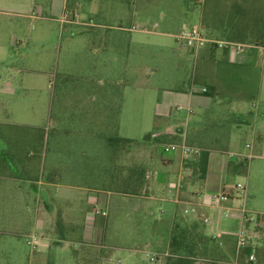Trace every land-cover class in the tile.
Masks as SVG:
<instances>
[{"label": "rangeland", "instance_id": "obj_1", "mask_svg": "<svg viewBox=\"0 0 264 264\" xmlns=\"http://www.w3.org/2000/svg\"><path fill=\"white\" fill-rule=\"evenodd\" d=\"M43 2L33 0L32 5ZM79 3L74 8L77 20L88 26H71L73 30L47 8L40 16L48 20L22 19L11 7L5 8V13L0 12V164L7 170L6 174L22 180L19 185L29 195L37 187L35 182L58 181V175L59 183L70 186L71 192V196L63 199L59 192L64 189L56 188L58 198H38L43 226L37 235L47 243L52 236L64 233L61 247L50 245L42 249L38 245L39 253L32 254L33 248L25 244L24 238L17 237V245L11 250H16L18 257L11 252L1 257L0 264H166V246L173 222L181 219L191 223L198 216L182 215L169 202L144 198L148 193L166 196L165 187L162 190L155 185L148 189L154 184L148 171L162 168V154H166L163 149L171 143L156 142L166 127V120L160 117V90L173 88L175 75L185 80L191 68L189 61L181 75L174 69L177 65L172 60L173 53L184 52L186 48L170 35L182 24L190 27L188 18L193 11L201 14L205 22L216 21L217 39L258 35V28L264 22V0H96V5L91 7L88 0ZM253 11L255 15L259 13L254 20ZM142 19L148 22L143 25ZM131 27L136 30L123 34L127 39L132 36L139 40L133 41L128 51V44L125 47L116 35L120 28ZM79 32L93 37L92 48L82 44ZM238 42L250 44L253 40L245 38ZM114 61L115 69L109 70ZM113 77L117 81L114 86L107 83ZM8 89L15 94L7 93ZM250 99L247 94L242 104L226 102L222 114L231 115L233 108L264 115V104ZM99 104L111 106L112 126L106 129V135L97 132L95 117ZM230 124L227 122L223 127ZM148 135L151 136L146 139ZM239 140L243 148L250 137L242 134ZM124 144L130 149L128 157L119 151ZM179 151L173 152L179 154ZM248 162L233 183L245 187L243 206L252 221L235 223L223 215L219 219L230 221L234 231L244 229L250 238L244 252L255 254L252 264H264V160ZM140 170L144 173L142 184ZM176 179L169 184L178 182ZM182 179L192 181L186 184L190 190L202 188L190 174L182 173ZM134 187L136 191L131 192ZM94 192L99 198L108 197L105 204H97L106 212L104 216L91 215L89 203ZM238 195L241 207L242 192ZM2 196L0 190V222L14 225V209L23 205L22 199ZM191 196L183 198L191 200ZM134 202L153 212L148 215L149 230L132 227L122 216ZM30 204L23 223L27 233L35 232L33 198ZM70 204L75 210L78 232H59L55 227L50 230L45 211L57 225ZM160 208L165 210L161 216ZM87 215L93 218L89 223L96 226V231L82 244L80 230ZM232 255L220 252L218 245L207 243L200 260L192 264H204V259L233 264Z\"/></svg>", "mask_w": 264, "mask_h": 264}, {"label": "crops", "instance_id": "obj_2", "mask_svg": "<svg viewBox=\"0 0 264 264\" xmlns=\"http://www.w3.org/2000/svg\"><path fill=\"white\" fill-rule=\"evenodd\" d=\"M32 1L33 0H0V12L5 13L4 10H7L5 8L11 7L17 11L15 14L22 19L48 20L47 18H42L40 16V13L43 12L44 8H47L49 11L54 12V14H58L63 24L69 26L68 29L73 30L71 26H88L77 20V15L74 11V8L79 6L80 0H40L41 2H46H43L44 5H38L36 3H33L32 5ZM88 2L89 7L96 5V0H88ZM68 7L70 10H73L74 16H71L68 13L66 14V8ZM252 9L254 10V6H252ZM30 11L33 15L29 14ZM254 12L255 11L252 12L253 20L256 19V17H259V13L255 15ZM39 16L40 18H38ZM147 22L148 20L142 19L143 25ZM188 23L190 24V27H199L207 37L217 39L214 37L216 36L214 29L216 27V21L213 19L205 22L201 14L193 11L188 18ZM183 26H185V24H182L176 33L184 28ZM131 28L128 30L120 28L118 30L119 33L116 35V38H119L120 42L123 43L125 47H127L128 44V48L126 49L128 51L131 49L130 47L133 41L137 42L139 40V37L133 38L132 36L127 39L126 34H123L126 31L131 32ZM72 33L73 32H69L71 36H73ZM175 34L170 36L173 37ZM123 37L125 38L124 40ZM78 39H81L82 44H84V46L86 45L87 48H92L94 45L92 36L89 37L82 34L78 36ZM102 44L105 43L102 42ZM183 54L186 57H183ZM173 57L172 60L174 62L176 61L174 65H177V67L174 66V69H176L180 75L182 73L181 71L185 69V65L189 64V61H191V68L188 77L185 80L182 81L179 76L175 75V77H172V84H174V87L170 90H160V117L166 120V127L163 132H160V134L175 136L181 143L185 142L190 146H196L202 150L210 152V154L208 153L205 177L200 184L202 188L194 189L195 187H193V190H190L191 188L184 186V188L177 193V197L180 200H185L183 198L184 196L192 195L191 197L196 198L203 203V206L199 208L198 216L205 221V234L212 237L213 235L224 233L220 237V242L222 243L220 246V252H223L226 255H230L231 252L233 254L232 256H234L235 239L229 234L235 231L230 221L240 223V212L238 206L239 196H237L236 192L233 190L232 184L235 182V178L241 174L240 164L242 162L249 165V160H264V115H261L259 112L258 114H255L253 111L243 113L241 110H235L232 108L230 109L231 115L225 117L221 110L224 108L223 104L226 102H229L230 105L242 104L244 102L242 100L247 94H249V98H252L250 100H254V102L256 101L258 104H264V52L257 50H243L238 53H232L229 51L213 50L209 48H203L197 52H192V50L186 48L184 52L181 50L175 51ZM115 66L116 64L114 61L113 65L109 66V70H114ZM116 82L117 81L114 77L113 79L109 78L107 80L109 85L116 84ZM201 87H205L207 92L201 93ZM7 93H12L14 95L15 91L8 89ZM233 98H237V101H234ZM254 102L252 104L255 107L256 104H254ZM176 106H179L180 109L176 110ZM110 109V105L106 108L101 104L96 108L97 112L95 119L96 123L98 120L97 132L100 135H106V129H111ZM227 122L231 124L228 128H224L223 126ZM242 134L250 137V141L245 142L243 148L240 146L239 140ZM120 139L125 140L123 138ZM218 142L222 143L219 144ZM219 147L223 149H216ZM119 151L124 154V156L128 157L130 152L128 144L119 147ZM226 153L241 154L242 157L239 160H235L228 158ZM179 154L174 152L165 155L162 154V168L148 171L151 180L154 183L151 184L148 189H152L151 187H154L155 185L160 186V189L162 190L163 187H165L164 192L166 196H153L148 193V195L144 194L146 195L144 198L149 200L154 199L160 202H169L175 209H177L175 202L169 199L166 187L171 183L173 178L177 177L176 180L180 181L182 179V173H189L188 170L184 169L185 160L180 151ZM6 173L7 170L0 164V190L3 192L2 197L9 199H22L23 205L14 209V215L16 216L13 223L14 225L9 226L0 222V259L11 252H15V256L18 257L19 254L16 253V250H11L13 247L15 249L17 245V237L24 238L27 246L30 245L26 243V239H30L32 236L35 237L36 247L33 249L32 254L39 253V251L36 250L38 245L42 249H46L50 245L55 248L61 247L60 242L65 240L64 233H59V237L52 236V239L47 241V243L42 242V238H39L37 235V233H40V226H43L40 222L41 218L39 215L42 214V211L38 207V198L42 197L46 200L55 199V197H57V194H55L56 188H61L64 190L59 192L60 198L67 199L71 196V192L69 191L70 186L61 185L59 183L60 175H58V181L57 179H44L43 181L35 182L37 187H34L33 192L29 195L24 189H21L19 183H21L22 180L19 177L13 176L11 173ZM223 189L232 193V197L221 205H210L208 196ZM211 191L213 192L209 193ZM137 197L142 198L143 196ZM31 198L34 199L35 207L32 210L35 214V232L27 233L24 227L25 224L23 223H25L26 213L31 209ZM106 201H108L107 196L99 198L97 193L94 192L91 195L89 206L91 203L102 205L103 203L105 204ZM70 205L65 207V211L62 213V219L60 220L59 218V222L56 223L57 225L52 221L51 214L48 211H45L46 218L48 219L47 225L50 230L55 227L59 232L64 230L66 233L78 232V222L74 217L75 210L73 206ZM222 207H229L231 209L229 212L230 221L226 220V222L219 219L220 215H222ZM161 209L163 208H160V216L165 213V210ZM150 210L151 209L146 206H143V204L134 202L130 209L124 210L121 214L125 220L127 219L132 227L149 230L146 225L151 224L147 222L148 215L153 214ZM8 213L10 212L8 211ZM200 215H202V217ZM89 221H91L90 217H88V215L85 216L84 224L80 230L82 244H85L84 239H87V236L93 235L94 231H96V226L92 227ZM156 228L157 227L155 226L153 229ZM227 251L229 254H227Z\"/></svg>", "mask_w": 264, "mask_h": 264}, {"label": "built area", "instance_id": "obj_3", "mask_svg": "<svg viewBox=\"0 0 264 264\" xmlns=\"http://www.w3.org/2000/svg\"><path fill=\"white\" fill-rule=\"evenodd\" d=\"M131 30H136L135 27H132ZM173 38L180 42L183 46H185L187 49L192 50V52H197L203 48H209L213 50H224L229 51L232 53H238L243 50H257L264 52V44H255V43H241V42H235L231 40H220L215 38L207 37L203 31L197 27V26H191V27H184L182 28L178 33H176ZM201 93H206L207 89L205 87L200 88ZM180 107L176 106V110H179ZM175 149H179L181 152V155L184 159H190L194 157H198L201 152L203 151L201 148L196 146H190L187 145L185 142H182L181 144H170L164 147L163 152L168 154L173 152ZM228 158L239 160L242 155L236 154V153H226ZM185 186V183L182 179V181H178L175 184H169L166 187L167 194L169 196V199L175 202L177 206V210L184 214V215H191V216H197L199 212V208L202 207L203 203L200 202L198 199L193 198L191 200H180L177 197V193L181 191ZM233 190L236 192V195H238L239 192H242V206L239 207L240 212V223L243 222H251L252 218L248 217L247 211L244 208V199H245V187L242 186L239 183H233L232 184ZM232 197V193H230L227 190H221L219 192L212 193L208 196V201L210 205L218 206L222 203L227 202ZM240 200V196H239ZM91 208V215L93 216H104L106 212L98 208L95 203L90 204ZM229 207H222V215L224 218H229ZM202 217V215H200ZM92 220L93 218L90 217ZM203 220V219H202ZM204 221V220H203ZM205 223V221H204ZM224 233L213 235L211 238L217 242L219 246L222 245L220 242V237ZM229 235L233 236L235 238V248H234V261L233 264H252L255 260V254L253 252L245 253L244 249L248 247L249 242V236L246 234V231L242 228L236 230L233 233H230ZM26 243L31 246V248L36 247V239L34 236H32L30 239H26Z\"/></svg>", "mask_w": 264, "mask_h": 264}, {"label": "trees", "instance_id": "obj_4", "mask_svg": "<svg viewBox=\"0 0 264 264\" xmlns=\"http://www.w3.org/2000/svg\"><path fill=\"white\" fill-rule=\"evenodd\" d=\"M66 14L74 16L73 10H70L69 7L66 8ZM264 21V19H263ZM259 33L255 36H241L237 39H230L231 41L237 40L238 42L242 39L253 40L255 44H264V22L258 28ZM151 135H148L146 139H149ZM159 139V138H158ZM171 142L170 144H176L178 141L175 136H169L166 134H160V139L157 140V143H162V141ZM128 142L127 140H123ZM188 145V144H187ZM208 151L203 150L201 154L194 159H191L185 162L184 169L188 170L187 174H190L192 180H196L197 183L201 184L204 180L206 173V165L208 160ZM245 162L240 164V173L244 172ZM139 173V183L142 184L144 179V173L142 170ZM185 186L187 183L192 182L190 179H183ZM190 181V182H189ZM141 186V185H140ZM136 188L134 187L131 192H135ZM184 215V214H182ZM197 220H194L191 223H187L184 220H176L173 222V225L170 230L169 240L166 246V264H192L200 260L202 255V249L207 243H211L214 246L218 245L215 240L207 236L204 232V221L197 216ZM184 221V222H183ZM215 241V242H214ZM216 243V244H215ZM219 246V245H218ZM220 247V246H219ZM248 248V247H247ZM206 260L204 264H221V260L218 259H204Z\"/></svg>", "mask_w": 264, "mask_h": 264}]
</instances>
